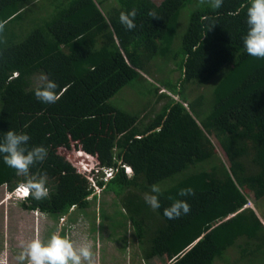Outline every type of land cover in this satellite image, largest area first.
I'll list each match as a JSON object with an SVG mask.
<instances>
[{"label":"trees","instance_id":"16d2710c","mask_svg":"<svg viewBox=\"0 0 264 264\" xmlns=\"http://www.w3.org/2000/svg\"><path fill=\"white\" fill-rule=\"evenodd\" d=\"M105 1L0 0V136L25 131L30 146L48 150L31 169L33 176L47 174L48 198L29 195L19 204L58 216L88 208L97 192L63 155L73 147L113 170L110 179L92 178L118 199L143 261L264 258V224L247 205L264 197V59L249 56L242 43L250 0H224L219 9L210 0ZM189 5L181 46L172 50ZM46 7L51 12H42ZM133 9L136 27L128 30L119 17ZM158 57L180 75L150 82L143 92L163 101L157 112L111 103L124 86L147 80L141 72ZM40 74L58 84L55 104L35 98ZM191 85L205 90L187 92ZM25 180L0 159V187L12 192ZM154 184L162 191L155 211L144 200ZM187 188L193 195L180 197ZM176 199L191 210L169 220L163 211Z\"/></svg>","mask_w":264,"mask_h":264},{"label":"rangeland","instance_id":"374dc122","mask_svg":"<svg viewBox=\"0 0 264 264\" xmlns=\"http://www.w3.org/2000/svg\"><path fill=\"white\" fill-rule=\"evenodd\" d=\"M153 1L159 3L161 0ZM111 3H113V0H106L103 5ZM40 9L38 7L37 11ZM191 9V5H189L181 11L180 32L174 40V49L172 50L179 49L181 46V36L185 31L188 14ZM42 12L49 13L51 9L46 7L43 8ZM27 27L31 28V25L24 27V30H27ZM156 59V61L153 60V63H151V67H154L152 70L141 72V75H145L147 80L139 78L124 86L111 98V103L130 112H137L146 106L147 108L144 109L143 114L150 113L149 115H152L157 112L163 101L156 102L155 96L149 93L143 94V92L149 87L150 82L157 85L166 78H169L168 80L172 82L176 81L180 72L176 70L177 67L173 62L165 63L159 57ZM188 87L187 92L190 89L196 90V92L205 90L204 87H193L192 85ZM161 91L167 92L165 89H161ZM174 98L177 99V97ZM79 151L72 147L63 155L91 182L92 177H94L91 174L92 167L99 169L97 160L84 152L83 155L77 156ZM216 151L222 156L218 148ZM82 162L86 163V165L81 164ZM0 195V201H4L5 203L2 204L6 205L5 208L0 206V220L4 215L6 226H8L4 233H0V264H18L16 256L20 252L22 245H26L37 236L41 240H47L57 230L62 235L70 237L77 245L84 242L90 243L94 253L95 264H165L163 260L158 258H154L148 263L139 258L140 249L138 248V242L133 238L134 227L122 212L123 208L117 202L118 199L111 192L100 191L96 198L90 199L88 208L81 210L72 208L67 214L59 216L46 214V216L43 215L44 218L37 212L25 211L19 204L22 200L16 197L13 192H8L3 186L0 188ZM247 205L254 206L264 224V197L250 201ZM102 210L105 213V220L101 216L103 215ZM5 234L7 235L6 239ZM4 243L6 246H4ZM235 254V251L232 250L227 255L231 258ZM228 261L233 260L228 259ZM251 262L252 264H264V258L258 255L256 258H252L251 261L246 258L240 264ZM226 263L227 260L215 262V264Z\"/></svg>","mask_w":264,"mask_h":264},{"label":"clouds","instance_id":"9594fccd","mask_svg":"<svg viewBox=\"0 0 264 264\" xmlns=\"http://www.w3.org/2000/svg\"><path fill=\"white\" fill-rule=\"evenodd\" d=\"M210 3L214 9H219L224 0H210ZM135 16L134 9L121 12L120 23L128 30H132L136 27ZM246 25L247 31L242 37L245 52L251 57L264 59V0H250L246 5ZM58 87L54 80L49 79L45 74H40L35 79V98L43 104H55L60 98L57 94ZM30 139V135L25 131L8 130L4 132L0 136V159L6 166L14 169L17 176L26 178L24 183L17 186L18 192L22 195L19 196L16 193L17 187H15L12 191L15 196L25 199L30 195L33 200L40 201L49 196L47 174L33 176L31 169L46 161L48 150L41 145L30 146ZM122 167L128 176L132 174L129 166L122 165ZM106 169L92 167L91 174L94 177L99 175V178L103 179ZM178 195L185 197L193 195V192L191 188L181 189ZM161 196V188L154 184L150 186L149 192L145 193L144 200L155 211L161 208ZM190 210V205L186 200L176 199L164 209L163 215L169 220H175L187 215ZM16 260L18 264H25V262L26 264H95L90 243L84 242L77 245L70 237L62 235L59 230L47 240H41L37 236L26 245H22Z\"/></svg>","mask_w":264,"mask_h":264},{"label":"crops","instance_id":"0c3cea01","mask_svg":"<svg viewBox=\"0 0 264 264\" xmlns=\"http://www.w3.org/2000/svg\"><path fill=\"white\" fill-rule=\"evenodd\" d=\"M3 187H5V186H3ZM0 188H2V186L0 187ZM6 188V187H5ZM7 190V189H6ZM9 192V191H8ZM11 193V192H10ZM0 198H1V195H0ZM2 203H5L4 201H0V206H3L4 208H5V206L2 204ZM72 208H74V207H72ZM71 208V209H72ZM70 209V210H71ZM26 211V210H25ZM30 212H37V213H39L41 216H42V218H44V216L43 215H45L46 216V214L45 213H42V212H39V211H37V210H31ZM4 220H5V224H4ZM0 225H1V230H0V233H4L7 229H8V226H6V219H5V216L3 215L2 216V219L0 220ZM6 234H5V239H6ZM4 246H6V244L4 243Z\"/></svg>","mask_w":264,"mask_h":264},{"label":"built area","instance_id":"2783aa9c","mask_svg":"<svg viewBox=\"0 0 264 264\" xmlns=\"http://www.w3.org/2000/svg\"><path fill=\"white\" fill-rule=\"evenodd\" d=\"M81 164H85L86 165V163H84V162H82ZM112 174H113L112 170L110 168H107L106 169V174L103 177V180H107V179L111 178ZM91 182H92L93 186L95 187L96 192L98 194L100 192V187L98 188V186L96 184H94L95 183V179L92 178V181ZM18 187L16 188V193L20 196L22 194L18 192Z\"/></svg>","mask_w":264,"mask_h":264},{"label":"bare ground","instance_id":"6f19581e","mask_svg":"<svg viewBox=\"0 0 264 264\" xmlns=\"http://www.w3.org/2000/svg\"><path fill=\"white\" fill-rule=\"evenodd\" d=\"M83 154H84V153H81V154H79V156H80V155H83Z\"/></svg>","mask_w":264,"mask_h":264}]
</instances>
